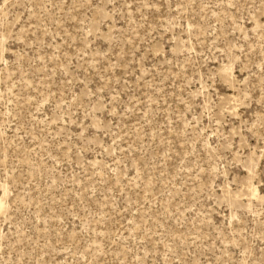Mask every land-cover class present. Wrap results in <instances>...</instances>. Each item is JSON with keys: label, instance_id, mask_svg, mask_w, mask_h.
Segmentation results:
<instances>
[{"label": "rangeland", "instance_id": "374dc122", "mask_svg": "<svg viewBox=\"0 0 264 264\" xmlns=\"http://www.w3.org/2000/svg\"><path fill=\"white\" fill-rule=\"evenodd\" d=\"M0 264H264V0H0Z\"/></svg>", "mask_w": 264, "mask_h": 264}, {"label": "bare ground", "instance_id": "6f19581e", "mask_svg": "<svg viewBox=\"0 0 264 264\" xmlns=\"http://www.w3.org/2000/svg\"><path fill=\"white\" fill-rule=\"evenodd\" d=\"M2 209V206H1V204H0V210Z\"/></svg>", "mask_w": 264, "mask_h": 264}]
</instances>
